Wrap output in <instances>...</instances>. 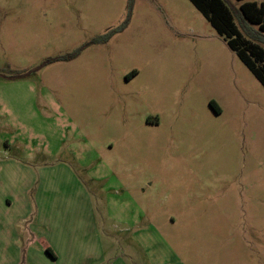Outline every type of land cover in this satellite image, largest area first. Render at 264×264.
<instances>
[{"label":"rangeland","instance_id":"rangeland-1","mask_svg":"<svg viewBox=\"0 0 264 264\" xmlns=\"http://www.w3.org/2000/svg\"><path fill=\"white\" fill-rule=\"evenodd\" d=\"M128 11L0 0V264H264V87L188 0Z\"/></svg>","mask_w":264,"mask_h":264},{"label":"trees","instance_id":"trees-1","mask_svg":"<svg viewBox=\"0 0 264 264\" xmlns=\"http://www.w3.org/2000/svg\"><path fill=\"white\" fill-rule=\"evenodd\" d=\"M207 20L216 33L225 39L233 51L257 81L264 87V5L255 2L241 3L238 9H231L224 0H188ZM242 2L244 0H235ZM133 0H128V17ZM123 24L100 36L97 40L106 42L113 34L123 29ZM210 106L219 113L214 103Z\"/></svg>","mask_w":264,"mask_h":264},{"label":"crops","instance_id":"crops-1","mask_svg":"<svg viewBox=\"0 0 264 264\" xmlns=\"http://www.w3.org/2000/svg\"><path fill=\"white\" fill-rule=\"evenodd\" d=\"M10 208H11V202H10L9 199L7 200V198H6L4 203H0V213L4 212L3 214L5 215V213ZM22 221H24V220H22ZM16 224H17L16 220L10 219L8 216H5L4 218H1V216H0V257L1 256L2 257L3 256L6 257V254H9V255H13L14 254V253H12V251L14 249L11 248L12 245H11L10 234H11L12 228L15 229L14 225H16ZM3 226H4V229H5V231H4L5 233L3 232V229H2ZM46 252H47V254L49 256V259L51 261L54 262V261H56L58 259L57 255L50 248H47ZM13 264H16V262H14Z\"/></svg>","mask_w":264,"mask_h":264}]
</instances>
